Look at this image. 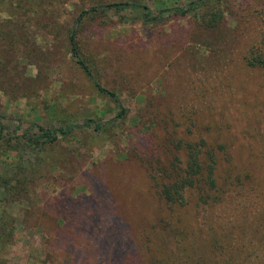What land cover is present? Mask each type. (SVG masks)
I'll return each instance as SVG.
<instances>
[{
    "label": "rangeland",
    "instance_id": "rangeland-1",
    "mask_svg": "<svg viewBox=\"0 0 264 264\" xmlns=\"http://www.w3.org/2000/svg\"><path fill=\"white\" fill-rule=\"evenodd\" d=\"M194 1L0 0V26L15 35L0 44V264H64L67 196L83 192L102 162L163 142L165 130L186 142L223 140V180L250 174L257 185L231 187L223 212L208 217L264 224V79L244 62L252 46L264 50V0H202L185 15H159ZM117 2L154 18L107 8ZM152 124L156 135L145 139ZM39 128L67 133L43 144ZM240 233L232 246L258 245Z\"/></svg>",
    "mask_w": 264,
    "mask_h": 264
},
{
    "label": "trees",
    "instance_id": "trees-1",
    "mask_svg": "<svg viewBox=\"0 0 264 264\" xmlns=\"http://www.w3.org/2000/svg\"><path fill=\"white\" fill-rule=\"evenodd\" d=\"M201 1L161 10L159 15L164 12L185 15ZM107 8L142 10V19L154 18L146 6L136 3L117 2ZM2 25L0 44L8 47L15 35L11 28ZM69 44L77 63L86 71L73 30ZM244 62L249 69L258 70L264 79V50L260 46L249 48ZM122 116L121 111L115 118L94 125L93 129L100 132L104 125ZM90 123L92 121L87 120L84 124ZM72 128L74 126L69 125L67 130ZM150 129L145 139L156 135L154 124ZM39 131V137L45 139L43 144L67 133L43 128ZM164 134L161 143L150 140L153 148L139 146L115 161L102 162L91 179L85 180L83 192L67 196L58 216L64 264H264V224L254 221V224L228 225L207 215L216 210L223 212V198L231 187L237 186L243 191L251 189L254 180L250 174H232L234 177L229 174L223 180V140L210 142L201 135L199 140L186 142L174 137V132L165 130ZM39 141L31 138L29 143L39 145ZM110 179L114 181L112 185ZM136 180L140 181L137 185ZM140 185L146 195L134 194L133 190ZM255 186L257 188L256 183ZM198 216L201 222L193 218ZM238 228L242 237L250 231L248 240L255 238L258 245L248 251L238 249L237 244L232 246Z\"/></svg>",
    "mask_w": 264,
    "mask_h": 264
}]
</instances>
